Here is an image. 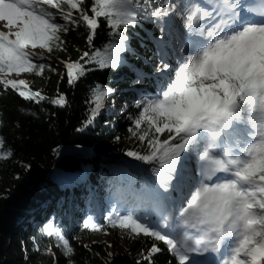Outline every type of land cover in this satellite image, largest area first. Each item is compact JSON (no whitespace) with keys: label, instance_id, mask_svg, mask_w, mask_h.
<instances>
[{"label":"snow or ice","instance_id":"1","mask_svg":"<svg viewBox=\"0 0 264 264\" xmlns=\"http://www.w3.org/2000/svg\"><path fill=\"white\" fill-rule=\"evenodd\" d=\"M101 20L109 27L102 49L94 45ZM0 21V85L28 101L47 97L21 75L56 71L37 49L66 51L63 35L81 25L90 51L66 63L70 84L93 64L136 73L128 131L141 147L126 154L148 167L119 166L141 185L110 190L109 225L164 242L178 264H264V0H92L90 8L85 0H0ZM141 22L159 31L149 32L158 63L145 60L154 75L126 58L135 54L128 29ZM89 91L84 127L116 90ZM51 102L63 107L67 98ZM3 143L0 136V160L13 155ZM84 224L101 227L91 215ZM41 231L74 254L55 218ZM160 251L154 243L144 259Z\"/></svg>","mask_w":264,"mask_h":264},{"label":"trees","instance_id":"2","mask_svg":"<svg viewBox=\"0 0 264 264\" xmlns=\"http://www.w3.org/2000/svg\"><path fill=\"white\" fill-rule=\"evenodd\" d=\"M92 0H85L91 7ZM143 27L128 29L130 44L135 54L126 53L128 64L154 75L151 64L158 63L152 52L153 41L148 33L157 37L159 31L154 24L141 22ZM109 27L101 20L94 38L96 48H101L109 39ZM88 31L81 25L63 35L66 51L48 53L44 63H50L55 72L27 73L29 87L39 91V103L20 97L11 88L4 91L0 85V136L3 150L11 149L13 155L0 160V262L2 264H60L59 258L70 264H112V248L107 243L92 242L93 237L108 230L85 227L84 221L72 226L68 186L75 188L73 178L91 175L92 181L104 174L116 172L117 157L127 156L128 150H139L140 142L128 131L131 121L129 113H136V94L130 89V81L136 73L127 65L113 69H101L88 65L89 71L76 83L70 84L67 62H82L84 51H90ZM36 62V61H34ZM150 80L144 87L150 88ZM110 86L115 94L106 98L105 108L94 123L84 127L88 115L85 100L90 98L89 89L95 85ZM59 94L67 98L65 106L51 101ZM122 100L127 111L118 110L113 101ZM125 114V117L121 115ZM119 136L117 140L115 137ZM86 152L91 154L87 155ZM134 160L132 157H128ZM136 161V160H135ZM66 197V202H65ZM92 214V212H90ZM55 218L56 225L64 231L74 249L68 257L55 237L42 233L49 219ZM116 233L118 229H116ZM122 242L127 247L130 264H178L166 244L143 234L132 235L121 230ZM161 248L145 260L153 244ZM37 246L39 251L36 250ZM87 246V247H86ZM51 249V253H48ZM66 263V262H65Z\"/></svg>","mask_w":264,"mask_h":264},{"label":"rangeland","instance_id":"3","mask_svg":"<svg viewBox=\"0 0 264 264\" xmlns=\"http://www.w3.org/2000/svg\"><path fill=\"white\" fill-rule=\"evenodd\" d=\"M37 51H42V54L44 55L45 59H47L48 57L46 56L45 52L43 50H40L39 48L37 49ZM66 66V64H65ZM13 78H15V76L13 75ZM20 78L26 79L27 81H29L28 75L27 74H22ZM116 108L118 110H126L127 111V107L126 105L123 103L122 100H118L117 104H116ZM122 117H125V114L121 115ZM138 163H140V161H138ZM143 167H148L147 164H143V162H141ZM134 174V173H133ZM128 178H132V173H128L127 174ZM124 178V175L121 174L120 180ZM131 180V179H129ZM132 181V180H131ZM134 187H139L138 182L134 181ZM118 234H115L116 231L114 230H108L96 237H93L92 242H102V243H107L109 245H111L112 248V257L113 260H115L114 264H130V262L128 261V255H127V247L126 245L122 242L121 237H120V231H118ZM128 259V260H127ZM59 260L62 262L60 264H68L65 258H59ZM66 262V263H65Z\"/></svg>","mask_w":264,"mask_h":264},{"label":"bare ground","instance_id":"4","mask_svg":"<svg viewBox=\"0 0 264 264\" xmlns=\"http://www.w3.org/2000/svg\"><path fill=\"white\" fill-rule=\"evenodd\" d=\"M0 24H6V22H4V21H0ZM5 30H7V29H5ZM115 162L120 166L123 162H128V157H126V156H120V157H117L116 158V160H115ZM128 172L130 173H134V174H136L137 172L135 171V170H133L132 168H128ZM118 178H119V175L118 174H115ZM127 179H129V178H127ZM106 181H107V177H106V174H104L103 176H101L100 177V180L96 183V185H94L93 184V189H95V190H98L99 192H98V195L99 196H104V198H105V200H110L109 198H110V190H112V191H114L115 190V187H116V185H117V187H119V185H121V184H124V182H119V184H117V183H114V182H112V184L111 185H108L107 183H106ZM101 197H93V199L96 201V202H99V203H102L103 202V200H104V198H101ZM92 199V200H93ZM85 203H87V202H85ZM98 203V204H99ZM96 205V203L95 202H92L91 203V205ZM115 234H118V233H115ZM120 237H121V235H120ZM99 243H102V242H99Z\"/></svg>","mask_w":264,"mask_h":264},{"label":"water","instance_id":"5","mask_svg":"<svg viewBox=\"0 0 264 264\" xmlns=\"http://www.w3.org/2000/svg\"><path fill=\"white\" fill-rule=\"evenodd\" d=\"M0 264H2V263L0 262Z\"/></svg>","mask_w":264,"mask_h":264}]
</instances>
